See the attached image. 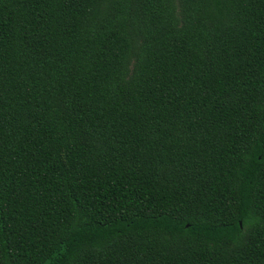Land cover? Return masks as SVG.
<instances>
[{
    "label": "trees",
    "instance_id": "16d2710c",
    "mask_svg": "<svg viewBox=\"0 0 264 264\" xmlns=\"http://www.w3.org/2000/svg\"><path fill=\"white\" fill-rule=\"evenodd\" d=\"M0 264H264V0H0Z\"/></svg>",
    "mask_w": 264,
    "mask_h": 264
}]
</instances>
